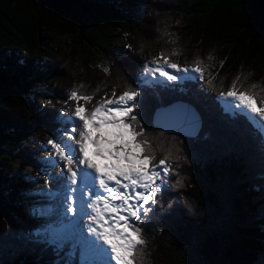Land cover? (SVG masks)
<instances>
[{
	"label": "trees",
	"instance_id": "obj_1",
	"mask_svg": "<svg viewBox=\"0 0 264 264\" xmlns=\"http://www.w3.org/2000/svg\"><path fill=\"white\" fill-rule=\"evenodd\" d=\"M115 32L126 52L100 67L91 52ZM49 35L68 44L52 46ZM161 53L189 67L199 58L204 81L143 85L141 65ZM234 80L264 99V0H0V264H48L62 251L26 200L46 171L47 140L62 133L69 91L95 98L137 83L154 163L170 154L172 172L136 222L146 241L136 264H264V139L216 101ZM177 100L199 115L193 139L151 125L158 107Z\"/></svg>",
	"mask_w": 264,
	"mask_h": 264
},
{
	"label": "snow or ice",
	"instance_id": "obj_2",
	"mask_svg": "<svg viewBox=\"0 0 264 264\" xmlns=\"http://www.w3.org/2000/svg\"><path fill=\"white\" fill-rule=\"evenodd\" d=\"M173 54H177L175 50ZM202 64L197 58L194 66H184L161 53L144 64V83H156L159 78L203 82ZM183 73L195 75H179ZM237 80L219 94L226 109L251 114L264 131V99L258 101L250 91L239 90ZM207 84L212 87V80ZM140 97L139 83L119 95L113 89L111 97L106 94L89 111L81 101L88 103L94 97L74 88L68 93V100L74 102L71 114L60 117L65 122L62 134L47 140L46 150L52 155L45 163L59 164L62 169L44 180L58 185L57 190L41 189L39 193L58 200L61 226L53 231L50 243L59 249L71 242L70 255L79 248L81 264H136L138 248L146 245L144 230L136 222H142V216L151 211L148 206L158 204L157 197L167 188L172 172L170 154L154 163L155 151L138 111L143 103ZM158 115L187 135H195L199 129V116L188 104L173 103Z\"/></svg>",
	"mask_w": 264,
	"mask_h": 264
},
{
	"label": "rangeland",
	"instance_id": "obj_3",
	"mask_svg": "<svg viewBox=\"0 0 264 264\" xmlns=\"http://www.w3.org/2000/svg\"><path fill=\"white\" fill-rule=\"evenodd\" d=\"M49 36L51 38V41H49V42L52 46L60 45V44H68V40L66 38H59V37H56L54 35H49ZM100 46H101L100 49H98L96 51H92L91 55H90L91 61H93L94 63H96L100 67H105L108 64V62L110 61L111 57H114V56H117L120 54H124L126 52L125 41L123 40L122 34L118 33V32H115L113 35L109 36L106 41H104L100 44ZM150 62H151V60H149L146 63H150ZM143 66H144V64L141 65V68L138 72L139 77L141 79H144L143 78ZM169 71H171V70H169ZM179 75H195V74L183 73V74H179ZM160 79L162 80L161 82H163V83H166V82L172 83L170 81H164L163 78H160ZM184 81L194 82L195 79H186L183 81L177 80V81H175V83H182ZM152 84L157 85V86L160 85L159 82L152 83ZM35 87H36V90L32 94L34 96H39V95H37V89H39L41 87V85L38 83L35 85ZM106 94L109 97H111V95H112V93L110 91L100 92V93H98V95L95 98H93V100L91 102L85 103V102L81 101V103L84 104V106L90 111L97 104V102L101 100V98L105 97ZM116 94L119 95V93H116ZM37 101H40L39 97H36L35 102H37ZM218 103H219V106L223 109V111L226 114H229L226 112L228 109H226V107H225V101L220 96H218ZM73 107H74L73 101H69V102L65 103L60 108V111H61L60 117H61V114H63L64 116L70 115ZM237 111L242 116H244L246 118V120L249 121L250 125L253 128L258 129L261 136L264 138V131H262L261 128L257 125V123H255L253 121L251 114H248L246 112L242 113L239 110H237ZM59 121L62 124L61 130L63 132L65 122L63 120H61V118L59 119ZM61 134H59V135H61ZM50 155H52V153H50L46 149L43 153L40 154V156L43 158L44 163ZM44 168L46 171H43L39 176H36L33 179L32 186L29 187L30 193H28L29 195H28V198L26 201H27V205L29 208H33V210L38 211V213L40 214V221H41V224L39 226L40 231H42V233H44L45 235L52 237L53 231L59 229L61 226L59 209L56 208V206L58 205V200L50 198L46 194L40 195L39 193H40L41 189H45V190L51 189L52 191L57 190L58 185H53L51 183L45 184L44 180H46L48 178V175L55 176L62 169L59 166V164H57L56 166L53 167V166L46 164V163H45ZM58 215H59V218H58ZM85 221H86V219H85ZM85 221H84V223H85ZM52 222L55 224H52ZM72 252H73V246H72L71 242L65 243L62 245V251L60 253V256L58 258H56L53 263H48V264H67V262L69 260H71L72 264H74L77 262L78 259L81 260L79 248L76 249L74 255H70Z\"/></svg>",
	"mask_w": 264,
	"mask_h": 264
},
{
	"label": "water",
	"instance_id": "obj_4",
	"mask_svg": "<svg viewBox=\"0 0 264 264\" xmlns=\"http://www.w3.org/2000/svg\"><path fill=\"white\" fill-rule=\"evenodd\" d=\"M181 101H177L175 103H180ZM174 102L168 104L167 106H160L158 107L152 114L151 117V124L152 126L158 130L160 133L162 134H171V135H177V136H181L183 138H188V139H192L195 138L198 134V131L201 128V122L199 123V129L197 131V133L195 135H187L186 133H184L183 131H181L178 128H173L171 127L168 123H167V118L163 115H158V113L160 112V109L162 108H168L171 104H173ZM183 104H187L184 102H181ZM189 105V104H188ZM192 107V106H191ZM193 108V107H192ZM200 119V118H199Z\"/></svg>",
	"mask_w": 264,
	"mask_h": 264
},
{
	"label": "clouds",
	"instance_id": "obj_5",
	"mask_svg": "<svg viewBox=\"0 0 264 264\" xmlns=\"http://www.w3.org/2000/svg\"><path fill=\"white\" fill-rule=\"evenodd\" d=\"M149 61V60H148ZM147 61V62H148ZM152 61V60H151ZM140 70V69H139ZM139 72V71H138ZM138 76V78H139V80L141 79L140 77H139V74L137 75ZM119 94H121V93H119ZM191 106V105H190ZM194 109V108H193ZM198 114V113H197ZM199 116V115H198ZM38 213V212H37ZM38 215H39V217H40V214L38 213ZM40 224H41V221H40ZM40 226V225H39ZM40 229V228H39Z\"/></svg>",
	"mask_w": 264,
	"mask_h": 264
},
{
	"label": "bare ground",
	"instance_id": "obj_6",
	"mask_svg": "<svg viewBox=\"0 0 264 264\" xmlns=\"http://www.w3.org/2000/svg\"><path fill=\"white\" fill-rule=\"evenodd\" d=\"M57 206H58V205H57ZM57 206H56V208H58ZM58 209H59V208H58ZM58 218H59V215H58ZM85 223H87V220L85 221ZM52 224H55V223L52 222Z\"/></svg>",
	"mask_w": 264,
	"mask_h": 264
}]
</instances>
